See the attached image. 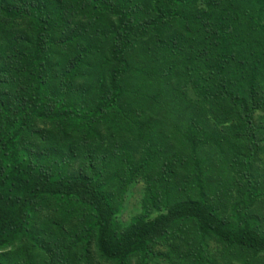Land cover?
<instances>
[{"label": "trees", "instance_id": "16d2710c", "mask_svg": "<svg viewBox=\"0 0 264 264\" xmlns=\"http://www.w3.org/2000/svg\"><path fill=\"white\" fill-rule=\"evenodd\" d=\"M262 157L264 0H0V264H264Z\"/></svg>", "mask_w": 264, "mask_h": 264}, {"label": "rangeland", "instance_id": "374dc122", "mask_svg": "<svg viewBox=\"0 0 264 264\" xmlns=\"http://www.w3.org/2000/svg\"><path fill=\"white\" fill-rule=\"evenodd\" d=\"M158 134V136H153L152 134ZM128 138V140H130L133 143H137L136 139L137 138H133L134 136H136V133H128L126 135ZM153 136V137H151ZM171 134L169 131H167V129H161V131H159L158 128L152 126L151 129H148V131H146V133H143L142 137V141L140 144L138 145H142L144 143H149L151 139H154L156 141H158L161 138H168L170 137ZM159 142V141H158ZM115 155V154H114ZM112 164V162H111ZM133 164H135V161L133 162ZM118 167L116 165H114L113 167H111L110 170H106L104 173V177L109 180L111 177L112 179L110 180V184L109 186H107L106 191L111 197V203L113 205H116L117 208H119V210H121V212L118 213L117 219L116 221L120 224L119 227L125 226L126 223H128V221L135 215L140 214L141 215V209H143L142 203L145 200V190L147 188V184L146 181L141 177H139L135 183L129 185V192L130 194L127 195L126 197V193H122L119 189H118V182L116 180V176L115 174H113L115 168ZM120 167V166H119ZM255 169L257 170V176H260L263 178V183H264V158H260L258 163H256L255 165ZM121 169H119L118 171H120ZM117 171V172H118ZM108 172H111L113 175L109 174ZM115 173V172H114ZM228 180V179H227ZM130 196V197H129ZM124 200V201H123ZM262 214L264 215V209L261 210ZM212 254H214V257H219L220 258V254L224 255V253H221L220 249L217 248L214 244H210V247L208 249Z\"/></svg>", "mask_w": 264, "mask_h": 264}]
</instances>
